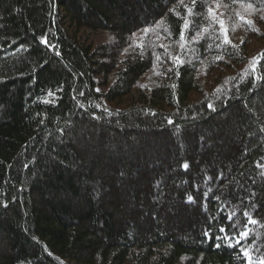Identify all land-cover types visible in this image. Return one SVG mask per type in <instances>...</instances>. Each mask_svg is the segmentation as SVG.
I'll use <instances>...</instances> for the list:
<instances>
[{"label": "trees", "instance_id": "obj_1", "mask_svg": "<svg viewBox=\"0 0 264 264\" xmlns=\"http://www.w3.org/2000/svg\"><path fill=\"white\" fill-rule=\"evenodd\" d=\"M247 259L264 0H0V264Z\"/></svg>", "mask_w": 264, "mask_h": 264}, {"label": "snow or ice", "instance_id": "obj_2", "mask_svg": "<svg viewBox=\"0 0 264 264\" xmlns=\"http://www.w3.org/2000/svg\"><path fill=\"white\" fill-rule=\"evenodd\" d=\"M193 3H195V0H193ZM249 7H252V5L249 4ZM186 11H187L189 14H191L192 9H188V8H186ZM208 11L211 13V12H212V9L209 8ZM241 19H243V18H241ZM220 23H221V25L223 26V21H220ZM188 28H189V24H188V22L186 21L185 24L182 26V32H181V35H183V31L186 30V29H188ZM144 31H145V32H148L149 30H148V29H145ZM225 31H226V30H225ZM197 35H199V33H197ZM224 42H225V43H230V41L227 39V36H225V40H224ZM45 43H47L46 40H45ZM140 47H143V45H140ZM174 59L179 60V57H176V58H174ZM180 62L183 63L182 60H181ZM254 70H255V69H254ZM97 91H99V89H97ZM209 107H212V106L209 105ZM183 166H184L185 168L188 167L187 164H185V165H183ZM192 199H193V198H192L191 196L188 197V200H189V201H191ZM229 219H231V217H229ZM250 222H251V223H255L256 221L252 220V221H250ZM220 231L223 232V231H225V229H224V228H221ZM207 234H208V233L205 232V235H207ZM241 234H242V235H245V236L248 235L247 232H244V233H241ZM237 243H239V241H237ZM244 254H245V256H248V255H249L247 249L244 250ZM262 264H264V262H262Z\"/></svg>", "mask_w": 264, "mask_h": 264}, {"label": "rangeland", "instance_id": "obj_3", "mask_svg": "<svg viewBox=\"0 0 264 264\" xmlns=\"http://www.w3.org/2000/svg\"><path fill=\"white\" fill-rule=\"evenodd\" d=\"M248 264H254L250 259H247Z\"/></svg>", "mask_w": 264, "mask_h": 264}]
</instances>
